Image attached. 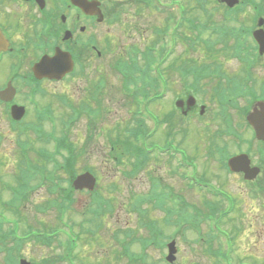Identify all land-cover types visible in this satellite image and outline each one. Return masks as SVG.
I'll return each instance as SVG.
<instances>
[{
	"label": "rangeland",
	"instance_id": "374dc122",
	"mask_svg": "<svg viewBox=\"0 0 264 264\" xmlns=\"http://www.w3.org/2000/svg\"><path fill=\"white\" fill-rule=\"evenodd\" d=\"M161 4H169L173 3L174 0H160ZM180 3L187 7L193 6L191 10H189V16L199 18L200 21H204L208 14L216 20V23L226 24L227 26H239L240 24L250 25L252 21V11L250 8H247L245 12L240 14L239 19L235 22H225L226 20L222 19L223 11L219 10L218 3L215 0H207L208 13L203 12L200 9V6L194 2H188V0H178ZM112 3H125L126 13L123 16L124 26L121 25V21H115L113 25L109 26V22H105L102 25H95L97 28V32L100 35L99 44L104 45V40L108 39L111 42V49L103 48L107 51L106 62H103L101 65L105 66V70H111V65L114 60V56H119L122 53H126V47L133 43L137 45L143 46L146 42H149L153 39L152 28L156 25H163L164 19H167L169 14L172 15L170 20L173 19L174 24H178L180 22V15L176 11V6H172L167 9L165 13L160 10L148 9L144 6H138L133 3L131 0H111ZM224 8V5H221ZM175 13V14H174ZM254 14V12H253ZM130 22L131 30L128 35H125L126 30L130 27H126L125 25ZM187 35H189V30L186 29ZM205 37H211L212 39H216V34H211L208 32L205 34ZM218 39V37H217ZM251 41V38H249ZM181 42V43H180ZM177 43L174 47V54L170 55V63H173L175 59H178L182 54L188 56L189 54L185 53L186 48L183 45L182 41ZM230 44L232 41L229 42ZM221 44V43H219ZM187 46V45H186ZM219 47L223 48V45H219ZM226 49V48H225ZM114 50V52H113ZM229 50V49H226ZM190 56H195L200 60L203 59V54L199 50H192ZM174 58V60H173ZM101 60H97L94 65H100ZM224 66H226L227 70L231 72H237L240 70L241 66L237 61L233 60L231 57L227 56ZM102 69L101 66L95 68ZM111 72V71H110ZM109 72V73H110ZM174 75V79L171 80L172 94L170 96L171 100H174L177 95H181L183 85L179 79L178 73L172 72ZM257 74L259 77H263V72L261 71L260 66L257 68ZM112 81H119L115 74L110 76ZM94 76H91L89 80L85 76H72L64 82L60 83H46L45 94H40L36 96V100L38 101V106L43 107L46 105H51L54 108L55 119L54 121H46L43 123L42 128L47 132L55 130V133L58 135L61 132V122L64 118H67L69 112L66 111L67 107H64L60 102L58 95L66 94L73 101L80 102L85 92L86 84L89 81H92ZM260 80V79H259ZM206 88H208L206 86ZM204 90L203 95L197 97L202 100L204 103H209L211 99V91ZM18 99L23 100V97L18 95ZM168 99L167 102L170 100ZM162 102H156L150 104V109L158 118V122H155L156 119L153 118L152 115H146L147 124L150 129H155L156 131L151 133V138L149 141L155 142H163L164 137L166 135L167 126L163 121V116L166 112L162 111L161 106ZM172 103V101H171ZM244 103V102H242ZM165 104V102H163ZM27 120L33 119V107L28 106ZM212 111L207 113L204 119H199L198 116L195 117H184L178 114V110L176 106H171L172 111H174L175 116L178 119H181L180 128L185 131L184 133H175L172 136V139L178 143L181 138L187 144V160L189 163L195 167L196 162L194 161L197 158L200 163V167L202 171L205 170H216V165L213 160L209 159L207 156V147L212 144L213 141L216 145H222L224 141H229L230 151L237 150V143H232L228 138H221L216 135V131L219 128L221 121L219 119H214V112L217 111V104L211 105ZM0 109L2 111L5 110L3 105H0ZM69 109V108H68ZM112 112L116 115H109V119L104 122L103 120L98 121L93 125V128L88 129L87 125L89 122L86 119L82 118L78 121H75L73 126L70 128V138L78 149L89 150L88 154L83 155L79 158L77 162V167L79 171H84L86 167L90 166L95 170V174L99 175L102 180H100V187H108L111 182L106 180L108 179V175L113 173L102 172L103 164V155L100 152L103 139L100 136L103 132L107 133L108 129H104V124L107 125L108 128L112 129L118 122V118H128L127 110L123 105L121 107L116 108L112 106ZM234 114L235 122L240 121V116L237 114V110H232ZM111 117V118H110ZM102 126V129L100 127ZM12 127V126H11ZM7 121V115L5 113L0 114V132H2L4 136V140L0 145V196H2V202L0 199V209L9 210L7 211V216L10 219H19L21 225H19V233H26L29 227L32 228H40L42 224L49 226L50 228H62L66 227L64 222H75L80 223L84 220L86 208L91 203V197L87 192L75 193L76 201L71 204V207L64 213V217L62 220H59L57 216L60 214L58 207L54 206L53 200L55 198H60L63 195L64 188L67 187V174L63 171H58L59 176L63 178L61 182L60 190H56L55 192L50 191V182L44 184L41 181V178H38L36 181L33 180V186L41 184L37 188L34 187V190L31 192L29 198L25 197L19 205L18 209H15L13 212L8 205V201L6 204L5 199H9L11 197L10 187L8 185L16 184L18 178L21 176V170H19V165H21V150L18 145V140L23 139L24 136H20L17 131H13ZM250 130V129H249ZM248 130V131H249ZM244 127L243 133L245 138H250V132H248ZM90 135L91 138L88 139ZM50 136V133L41 134V136L35 132L30 133V138L25 139L24 143L21 145L22 149L28 148L30 142L35 146L33 148L30 146L28 151H35V149H39L40 147L48 149L49 151H54V142L51 139H47ZM51 140V141H50ZM257 144V143H256ZM178 148L180 146L175 144ZM185 146V145H184ZM253 154V159L255 161H259L260 157L256 150ZM39 147V148H38ZM40 148V149H42ZM100 148V149H99ZM183 150L185 149L182 146ZM62 159L61 157H58ZM31 159L33 161H37L40 157L36 152L31 153ZM105 167V166H104ZM48 168L51 167V163L48 164ZM156 169V172L159 176L167 177L165 172V160L164 158L159 161L152 160L147 169ZM123 170V169H121ZM217 171V170H216ZM146 175V173H145ZM217 179L226 180H218L214 181L219 186H223L227 192H231L236 195L237 201L239 204H246L248 206V210H244V215L240 217L234 216L237 219L235 221H228V218L233 217V215L226 217L225 222L221 223L222 226L228 231H233L232 229L237 226L234 231L236 243L234 247V251L232 253V258L235 257V252L237 254V258H246L252 259L254 261L258 256L260 258L259 253L257 251H252L250 249L254 244L264 249V194L261 193L260 198H256L255 191L253 190V185L244 183L237 176H227L224 170L217 171V175H215ZM48 180V179H47ZM224 181V182H223ZM116 182L122 184V193L118 195L119 199L125 200L131 194L129 186L131 185L135 191H141L143 188H146L147 183H138L137 181H128L120 176ZM166 183V181L164 180ZM168 182L173 187L174 191L179 192L183 195L186 201L190 204L200 205L201 200L203 199V194L197 190H189L185 187L184 183H181L175 179L171 181L168 179ZM4 183V184H3ZM8 184V185H7ZM104 190V188H102ZM107 192V191H105ZM113 192H116L114 190ZM207 196V195H206ZM15 200V199H11ZM124 202V203H125ZM7 205V207H6ZM54 206V207H53ZM19 210V211H17ZM129 210L121 209L113 211L112 214L101 218L102 228L96 232L95 235L91 236V240L87 239L88 237H83L79 246L73 251V264H166L164 254L167 252V248L162 246H150L146 249L147 258L145 261H137L134 262L133 259H130L129 256H123L122 250L118 247L112 235L109 233L110 228L108 225H111L113 230H117L118 228H126L132 227L134 229L138 228L139 223L137 222L136 214H129ZM164 212L162 210L156 209L153 212V217L160 222L163 220ZM241 219V221H240ZM10 222L7 223L6 229H8ZM78 229V226H76ZM203 229L207 228V223L202 225ZM167 234H172L174 232L173 227H164ZM241 229V231H240ZM208 229L204 230L205 234ZM147 230L142 228L139 229L137 234H146ZM121 237V236H120ZM199 234L194 230L187 228L182 229L181 233L178 235V247H179V255L177 258L178 264H211L212 257L209 256L206 252V248L202 240H198ZM257 237V240L255 241ZM31 238V237H29ZM28 238V239H29ZM224 238H222L223 240ZM251 241V242H249ZM2 245V244H1ZM0 245V248H1ZM251 245V246H250ZM117 249V250H116ZM132 251L140 252L142 251L141 246L137 243L133 244L131 247ZM237 249V251H236ZM250 251H249V250ZM22 255L30 261L29 264H69L66 261L61 260L60 256L64 253V248L61 247L57 242L52 244H42L39 241L35 240H26L23 243L21 248ZM6 257V252L0 251V264H4V259ZM263 259V258H262ZM237 260V259H235ZM259 264H264V260H257Z\"/></svg>",
	"mask_w": 264,
	"mask_h": 264
},
{
	"label": "flooded vegetation",
	"instance_id": "af4514ba",
	"mask_svg": "<svg viewBox=\"0 0 264 264\" xmlns=\"http://www.w3.org/2000/svg\"><path fill=\"white\" fill-rule=\"evenodd\" d=\"M219 4L224 5V8H226V4ZM172 6H176V11L180 15V22L175 25V33L177 35L175 41L176 43L182 41L186 48L185 53H187L186 6L182 3L177 5V3L174 2L168 4V8ZM102 10L105 14V6L103 4ZM230 14V11H228L227 15ZM169 17H172V15L169 14ZM105 20L106 17L98 24H104V22H107V20ZM225 22L229 21L226 20ZM98 24L96 16L87 15L72 3L61 0H0V31L7 42V48L0 53V88H5L12 79V83L17 89L14 100L8 103L7 107L17 103L25 105L28 111V102H31V97L33 96L32 93L31 97H29L30 92H28V90H34L46 83L64 82L70 77L75 76L73 75L74 71L66 75L60 81H52L47 78L38 80L33 76V63L43 54L54 53L57 47L71 54L75 64L74 70L79 69L80 71V69H82L76 75L85 76L87 80H89L91 76H94L92 81L86 84L85 92L82 96L87 105L82 111L85 114L84 118L89 122L88 126L90 128H92L93 120L95 123L100 120L106 122L109 119V115H116L112 112V106L119 109V107L123 105L129 117L118 118V122L112 129L125 128L128 126L134 129L141 128L144 129L142 136H147L152 140L151 133L156 130L150 129L145 116L152 115L153 118H157V116L149 110L150 104L162 102L161 106L163 107L161 109L163 112H166L163 116V123L167 126L166 135L163 142L158 143L153 141L152 143V141H149L153 146L148 147V150L150 151L153 161H159L162 158L165 160V172L167 177H164V180L169 187L168 190L164 191L163 195L167 197L169 207H172V186L168 182V179L170 181L175 179L185 185H188L189 180L187 165L181 161L180 157H177L172 152V147H174L177 151L176 154L182 153V151L186 153V146H184L182 138L178 143L172 140V136L175 135V133L185 132L180 128L181 119H178L174 114L175 112L171 109L172 104L177 107L178 114L184 117H195L198 116V113L201 116H205L206 110L210 109L209 104L204 103L198 98L196 101L194 99H188L190 94H195L189 92L188 86L197 85L201 80H205L203 81L205 87L207 86L209 89H214L216 91L219 90L222 92L225 87L230 88V106L226 109L227 105L223 104V110H221L222 116H225L226 113L229 112L232 118H234L232 110H237V114L241 115V113L246 111L249 104L264 103V52L261 53L258 49H244L247 46L245 43L241 44L234 40V36L236 35L235 31L234 35L230 33L228 36L222 38L220 46L223 45V48L219 47V51L213 50L204 52V60L208 59L207 57H212L211 59L215 61L211 65H170L164 68L166 72L164 82L154 81L140 83L137 81H107V79H111V72L116 68L111 66L110 72L109 70H105V66L101 65L103 62H106L107 51L103 49L104 47L106 48V39L103 41V46L99 44V41L102 40H100V35L95 27V25ZM121 25L124 26L123 20L121 21ZM129 27L125 35H128L131 30V25ZM168 27L169 31L173 30L171 25ZM152 34L154 36L153 30ZM230 41H232L231 44L229 43ZM132 45L133 44L128 45L126 47V53L121 52V55L126 56L128 51L132 48ZM227 56L238 62L241 66L239 71L231 72L227 70L226 66H224ZM179 57L184 59L187 58L184 54ZM114 58L118 57L115 56ZM97 60H101L100 65H94ZM216 62L219 64L216 65ZM99 66H101L102 69H98L97 71L95 68ZM259 66L263 72L262 78L257 74V68ZM118 68L126 72L129 71L126 67ZM197 70H201L200 76ZM203 70L210 75L204 78ZM189 71L191 73L187 74ZM172 72L178 73L179 79L183 85L181 95H177L174 100H171L172 98L170 99L172 94L171 80L174 79ZM121 76H123L122 72ZM20 87L25 91L23 100L18 99ZM144 87L150 90L145 91L143 89ZM93 88L98 89V91L93 92ZM94 96L98 97L96 103L92 101ZM168 99L170 100L167 102ZM72 102L74 101L72 100ZM163 102H165V104H163ZM203 106H205L204 114L201 112ZM226 118L227 125L225 131L228 132L230 130L228 114ZM100 129H102V126ZM104 129L109 130L110 128L104 124ZM106 134L105 132L102 133V135ZM175 144H179L180 148ZM182 146L185 148L184 150ZM219 146L220 145L215 144L213 147H207V156L215 163L216 170H224L228 177L237 176L244 183L253 185L256 198H260L261 193L264 194V146H256V148H258L257 153L260 157L259 161H255L246 150H235L230 153V155H235L246 152L250 155L251 165L261 168L259 175L251 180L245 179V174L243 172L231 171L227 161L226 163L221 161L220 151L224 150V147ZM144 149H146L145 146ZM150 169L153 170L152 174H157L153 168ZM216 170L212 171L207 169L202 171L200 164H197L192 169L190 177L193 182L199 185H210L214 181L226 180L227 177L224 179H217L215 177V175H217ZM174 194L179 199L183 197L179 192L175 191ZM175 201L181 202V200L177 199H175ZM218 205L219 204H216V207ZM169 207L167 206V209L171 212ZM245 209L248 210L246 204H236L232 202L230 209H223V211L215 210L213 212L215 215L222 214V216H227L244 212ZM184 213H186V210ZM178 255L179 250L177 252V258Z\"/></svg>",
	"mask_w": 264,
	"mask_h": 264
},
{
	"label": "trees",
	"instance_id": "16d2710c",
	"mask_svg": "<svg viewBox=\"0 0 264 264\" xmlns=\"http://www.w3.org/2000/svg\"><path fill=\"white\" fill-rule=\"evenodd\" d=\"M205 0H188V2H194V3H197V2H204ZM187 11L189 13V10H191L192 8H194L193 6H190V7H187ZM191 17V16H190ZM194 19H198L196 18L195 16L192 17V19H189L190 21L194 22ZM189 29V35L187 37V43H188V46L191 48V47H194L195 44H193L195 38H196V35H195V31H194V28L191 27H188ZM160 34H162V31H160ZM163 46V45H162ZM121 59V58H120ZM118 59L116 62H115V66L117 67H123L124 65L126 67H129V64L130 67H134V68H138V67H142V66H146V67H151V66H167V55L164 54V50L161 49V51L159 52L158 55H155L153 53V50L151 48H149L145 53L142 54V56H139V55H134L131 57V60L129 61H124V60H120ZM186 61L189 63L191 62L192 65H196L197 64V60L196 59H193V58H187ZM121 70V69H120ZM125 74L128 76L127 77V81L131 80V81H138L140 80V78H135V71H128L125 72ZM116 139L118 140L119 139V136L116 137ZM64 140L63 142V147H67L66 149V153H63V160L62 161H58V166L57 168L58 169H64L68 174H70V180L71 178H73L74 176H76V174L79 172V169L77 167V162L79 160L80 157H82L83 155H85V147L82 148V149H78L76 146H74V144H71V143H67L68 141V138L66 136H64L63 139H60L59 138V145H58V149H59V153L62 152L61 149H62V145H61V142ZM25 177L27 178L28 177V174L26 173L25 174ZM20 188H22L23 190H25V188H23L21 185H20ZM101 192V191H99ZM67 196H66V199L68 201H72L73 199V195H72V191H68L67 192ZM99 198H98V201L99 202H102V201H106V202H109V203H112L113 199L111 198H108V199H103L102 198V194H98ZM0 199H1V202H2V196H0ZM6 200V203H7V199ZM60 200H55L54 202L56 204H60L61 205H65V201H61L59 202ZM108 204V203H107ZM93 206V203H91L88 207L91 209ZM98 210H100V207L97 208ZM97 209H93V212L97 211ZM4 237L3 234H0V240H2V238ZM9 259L11 258L10 254H9Z\"/></svg>",
	"mask_w": 264,
	"mask_h": 264
},
{
	"label": "water",
	"instance_id": "95a60500",
	"mask_svg": "<svg viewBox=\"0 0 264 264\" xmlns=\"http://www.w3.org/2000/svg\"><path fill=\"white\" fill-rule=\"evenodd\" d=\"M75 5L81 7L86 13L94 14L99 8V2L96 0H71ZM226 1L229 5L233 6L238 0H223ZM261 35V33H259ZM261 44L264 49V35L263 40L259 37ZM2 46L4 42H1ZM1 46V48H2ZM262 49V50H263ZM73 69V62L68 53L58 50L54 56H44L39 63L34 67V72L37 77H49V78H62L66 73L70 72ZM1 95L4 98H7V90H5ZM261 110L259 108H255L254 111L250 114V120L257 129V133L259 138H264V104H259ZM237 158V162H238ZM235 163V160L233 161ZM232 163V164H233ZM95 184V180L90 173L82 174L77 177L74 181V185L77 188H93ZM169 259H172L169 257Z\"/></svg>",
	"mask_w": 264,
	"mask_h": 264
}]
</instances>
